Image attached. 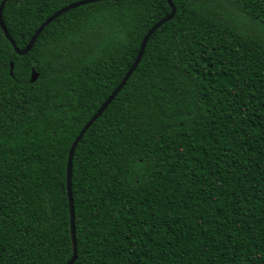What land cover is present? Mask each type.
<instances>
[{
    "label": "trees",
    "instance_id": "trees-1",
    "mask_svg": "<svg viewBox=\"0 0 264 264\" xmlns=\"http://www.w3.org/2000/svg\"><path fill=\"white\" fill-rule=\"evenodd\" d=\"M77 1L8 0L2 21L22 49ZM171 1L74 150L73 264H264V0ZM169 13L81 5L23 55L0 28V264L70 260L69 148Z\"/></svg>",
    "mask_w": 264,
    "mask_h": 264
},
{
    "label": "water",
    "instance_id": "water-1",
    "mask_svg": "<svg viewBox=\"0 0 264 264\" xmlns=\"http://www.w3.org/2000/svg\"><path fill=\"white\" fill-rule=\"evenodd\" d=\"M8 0H2L0 3V28L4 34V36L6 37V39L10 42L11 46L14 49V52L17 55H23L26 54L34 45V42L36 40V38L38 37V35L43 31V29L51 22L53 21L55 18H57L58 16L62 15L63 13H65L66 11H68L69 9L72 8H76L79 7L81 5H85L88 3H92V2H97V1H101V0H81V1H77L74 3H71L59 10H57L55 13H53L51 16H49L45 21H43L39 27L35 30L34 34L31 36L29 42L27 43V45L22 48L19 49L15 46L14 42L12 41L11 37L9 36L5 25L3 24L2 21V7L3 5L7 2ZM114 1H122V0H114ZM168 6L170 7V13L165 16L163 19H161L160 21H158L156 24H154L146 33V35L143 37L139 49L137 51L136 57L134 59V61L132 62V64L129 66L128 70L125 72L123 78L120 80V82L118 83V85L114 88V90L106 97V99L102 102V104L100 105V107L95 111V113L89 118V120L84 124V126L82 127V129L80 130V132L78 133V135L75 137V139L73 140L69 151H68V158H67V163H66V190H67V197H68V203H69V214H70V236H71V242H72V250H73V255L70 258V260L65 263V264H73L75 258H76V241H75V233H74V207H73V200H72V196H71V187H70V179H71V166H72V158H73V153L74 150L76 148V145L78 143V141L81 139V137L83 136V134L85 133V131L93 124V122L102 114V112L107 108V106L110 104V102L114 99V97L117 95V93L122 89V87L125 85V83L127 82L128 78L130 77V75L132 74V72L136 69V67L138 66L140 59L143 55L146 43L149 39V37L157 30L159 29L165 22L171 20L173 18V16L175 15V7L172 4L171 0H166ZM12 63L10 64V74L12 73ZM37 73L34 71V69H31V74H30V82H34L37 78Z\"/></svg>",
    "mask_w": 264,
    "mask_h": 264
}]
</instances>
